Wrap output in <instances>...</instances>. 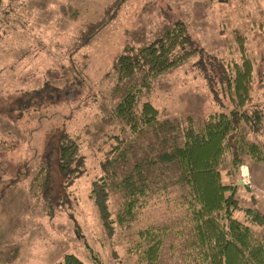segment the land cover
I'll use <instances>...</instances> for the list:
<instances>
[{"label":"rangeland","instance_id":"374dc122","mask_svg":"<svg viewBox=\"0 0 264 264\" xmlns=\"http://www.w3.org/2000/svg\"><path fill=\"white\" fill-rule=\"evenodd\" d=\"M112 1L1 0L0 264H56L67 254L92 264L91 250L103 264H144L136 244L141 241L138 233L146 230L164 233L159 264H184L187 225L178 192L140 209L129 227H117L111 237L88 199L89 181L100 174L102 153L113 135L122 134L121 122L110 113L118 99L112 67L127 44L152 41L178 21L187 26L197 55L159 76L136 97L137 103L150 102L161 119L190 116L197 121L221 110L226 100L217 74H228L241 62L239 41L253 62V101H264V0H125L117 16L72 55V66L63 56L66 46L84 24L99 20ZM210 62H217L216 69ZM60 131L78 137L90 171L67 188L68 196L52 174L51 200L66 204L54 208L50 217L40 182L33 177L40 156L54 146ZM147 143L148 138L138 142ZM26 163L32 165L31 176L11 184L15 171ZM229 165L227 157L219 166L225 184L238 179L225 176ZM237 197L244 204L248 193L239 189ZM117 205L114 196L111 210ZM67 211L73 212L78 229Z\"/></svg>","mask_w":264,"mask_h":264},{"label":"trees","instance_id":"16d2710c","mask_svg":"<svg viewBox=\"0 0 264 264\" xmlns=\"http://www.w3.org/2000/svg\"><path fill=\"white\" fill-rule=\"evenodd\" d=\"M124 1L113 0L99 20L77 30L75 39L64 50L65 60L76 67L72 55L117 16ZM239 48L241 62L234 63L228 74H217L226 103L221 110L197 121L190 116L182 121L161 119L150 102H136L137 95L149 89L159 76L197 55L183 22H175L143 45L127 44L116 57L113 94L118 93V99L110 113L121 122L122 134L112 136V143L98 161L100 174L90 179L88 191L107 236L111 237L117 227H129L140 209L176 191L187 225L184 264H264V212L247 185H238L243 179L242 166L264 161V101H253V62L245 55L242 41ZM210 65L214 70L217 62ZM209 73L207 83L211 82ZM44 90H48L46 86ZM143 138L149 143L141 146L138 142ZM53 141L54 146L40 156L41 164L33 177L40 182L41 199L50 217L54 208L66 204L63 199L56 204L51 200L52 174L68 196L67 188L90 171L80 154L78 137L60 131ZM227 157L230 165L225 176L238 175V179L225 184L219 166ZM31 174L32 165L26 163L9 182L19 183ZM239 189L248 193L244 204L237 197ZM114 196L118 205L112 211ZM67 212L78 229L73 212ZM138 236L141 241L136 249L141 260L144 264H159L164 233L146 230ZM90 254L92 264H103L92 250ZM56 264L87 263L67 254Z\"/></svg>","mask_w":264,"mask_h":264},{"label":"crops","instance_id":"0c3cea01","mask_svg":"<svg viewBox=\"0 0 264 264\" xmlns=\"http://www.w3.org/2000/svg\"><path fill=\"white\" fill-rule=\"evenodd\" d=\"M241 176L256 200L260 209L264 212V161L251 163L241 167Z\"/></svg>","mask_w":264,"mask_h":264},{"label":"water","instance_id":"95a60500","mask_svg":"<svg viewBox=\"0 0 264 264\" xmlns=\"http://www.w3.org/2000/svg\"><path fill=\"white\" fill-rule=\"evenodd\" d=\"M244 182L243 181H238V185H243Z\"/></svg>","mask_w":264,"mask_h":264}]
</instances>
